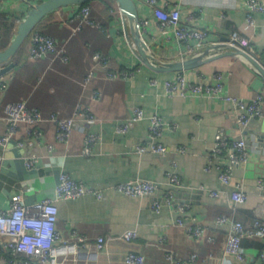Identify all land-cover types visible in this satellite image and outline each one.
I'll list each match as a JSON object with an SVG mask.
<instances>
[{"label": "crops", "instance_id": "obj_1", "mask_svg": "<svg viewBox=\"0 0 264 264\" xmlns=\"http://www.w3.org/2000/svg\"><path fill=\"white\" fill-rule=\"evenodd\" d=\"M42 1L7 0L5 8L0 9V51L10 45L27 12ZM135 1L141 20L149 21L143 35L156 58L163 62H178L194 56L213 59L188 70L156 72L131 51L121 16L103 23L106 32L88 26L73 36L70 30L74 26L64 22L72 11L70 7L48 15L43 21L46 34L61 42L69 41L66 48L71 65L49 68L65 81L61 83L57 75L45 76L49 61L28 60L25 66L7 74L12 79L17 71L24 80L16 84L18 90L12 89L10 83L0 98V134L6 132L5 104L19 100H26L45 116L62 117L72 116L82 103L91 107L97 121L78 126L68 145L56 140L55 128L47 122L42 125L44 136L30 148H18L14 142L8 149L0 146V206H8V198L18 192L25 193L30 202L53 197L59 175L65 172L100 194L57 202L58 227L65 236L70 237L71 230L75 229L93 239L104 236L110 240L100 253L98 264H125L129 251L144 254L148 264H170L166 258L169 253L181 260L199 254V259L190 264H261L264 244L259 239L244 242L245 263H238L233 256L225 254L229 227L218 225L216 220L228 214L251 226L256 210L264 202V188L258 183L264 180V115L244 128L239 123L238 106L223 98L231 95L250 102L257 94L264 95V80L242 57L231 55L228 48H213L212 42L225 44L238 32L250 40L259 58L264 57V13H255L256 24L252 25L248 21L249 0H171L173 5L180 4L185 23L210 32V42L203 49L185 55V44L174 36L163 35L153 9L143 0ZM165 1L160 0L162 5ZM115 6L119 5L115 2ZM95 52L110 56L112 70H134L133 76L126 80L99 79L94 83L90 88L102 92L99 101H92L91 89L83 85L94 66ZM178 73H183L188 82L202 85H216L221 75L222 90L219 95L170 96L166 82ZM34 81V90L30 92ZM19 91L25 94H18ZM136 107L143 108L147 116L159 114L166 120L163 138L166 154L140 152L150 142L148 119L127 133L117 132ZM89 132L101 138L93 145L91 154H86L85 137ZM220 134L227 140L245 138L250 153L248 162L236 165L233 185L227 187L220 184L219 176L221 168L229 162L228 157L213 156ZM20 137H26L23 128ZM27 153L38 156L32 169L26 165ZM175 173L181 176L183 184L172 188L169 177ZM138 178L159 182V192L153 196L130 197L117 191L119 184ZM236 184L244 186L248 199L233 211L232 194ZM210 189L225 193L213 197L209 195ZM169 190L174 192L177 202L191 206L189 215L209 227L213 241L200 242L189 237L184 228L176 225L178 214L173 208L164 205L160 213L153 209V201L162 202ZM130 229H137L139 236L126 242L122 236ZM160 236H166L164 243L160 242Z\"/></svg>", "mask_w": 264, "mask_h": 264}, {"label": "built area", "instance_id": "obj_2", "mask_svg": "<svg viewBox=\"0 0 264 264\" xmlns=\"http://www.w3.org/2000/svg\"><path fill=\"white\" fill-rule=\"evenodd\" d=\"M144 3L153 9L160 29L164 36L171 38L174 36L179 42L185 44V55H192L203 49L210 41V32L207 29H198L185 23L182 18L180 4L173 5L171 0H166L161 4L160 0H143ZM7 0H0V9L5 8ZM248 21L255 25V13H264V2L249 0ZM69 17L64 20L65 24L73 27V32L78 33L85 26L96 28L106 32L104 24L97 20L89 5L71 6ZM119 14L121 15L118 6ZM149 25V21H142L141 30ZM125 31V30H124ZM131 51L135 54L136 46L134 42L126 38ZM232 48H238L249 54L256 55L257 50L250 40L238 32H234L229 41L226 42ZM220 42H212L217 46ZM28 56L31 60H41L50 58L52 60H62L69 62L70 56L65 43L58 39L34 30L29 37ZM136 55V54H135ZM257 56V55H256ZM258 57V56H257ZM94 66L88 71L83 81L84 87L91 89L99 79L105 81H115L129 79L133 76L134 70H112L109 68L110 56L103 52H95L93 57ZM264 65V57L259 58ZM3 65H0V68ZM218 76L216 85H202L188 82L183 73L171 77L166 82V88L170 96L196 95H219L222 90ZM11 78L8 75L0 77V98L8 90ZM90 98L92 101H99L102 98L100 89H91ZM224 99L234 102L239 110V123L245 128L250 123L264 115V95L257 94L250 102L239 97L225 95ZM4 120L6 121V132L0 134V146L8 149L12 142L16 147L28 149L36 141L44 136L42 125L50 123L55 128L56 140L61 144L68 145L75 129L81 124H90L97 121L92 113L91 107L85 104H78L75 112L70 117H62L58 114H45L38 108L28 104L26 100H19L6 103L4 106ZM148 119L150 142L140 148L141 153L151 151L157 154H166L167 148L163 143L165 137L166 120L159 114L147 116L145 110L136 107L133 114L117 128V132L124 134L132 129L139 122ZM26 132V137H20L21 129ZM172 129L173 126H170ZM101 136L95 132H89L85 137V153L91 154L93 145L100 140ZM52 150V147L49 146ZM249 148L245 138L227 140L222 134L217 138L213 156L225 155L228 157V164L221 168L219 180L224 187L233 185V176L236 165L239 162L246 163L249 160ZM26 165L29 169L35 167L38 156L26 154ZM170 184L172 188L182 186V179L178 173L170 174ZM259 187L264 188V180L258 181ZM160 183L154 180L135 179L116 186L117 191L130 197L153 196L159 192ZM53 197H46L41 200L30 202L23 192L11 195L8 206H0V264H98L100 253L106 249L109 239L100 236L93 239L77 230H71V236L67 237L58 227L59 200L78 199L87 194L100 195L93 189L88 188L84 183L73 179L68 173L59 175L58 183L54 190ZM209 195L221 197L225 191L208 190ZM248 199V194L242 184H236L232 194L234 202L232 207L236 211L237 205L244 204ZM173 208L178 214L176 225L186 230L189 237L195 241L214 240L208 226H205L195 217L189 214L191 206L177 202L172 190L165 192L163 201L154 200L153 209L160 213L163 206ZM216 223L228 226L229 232L224 242V252L233 256L238 263L247 261V252L244 246L246 239H259L264 242V202L256 210L255 220L251 226L246 225L237 218L228 214H223L217 218ZM139 236L137 229H130L122 236L126 242H132ZM166 236H160V242L164 243ZM167 261L170 264H190L199 259V254H192L188 259L181 260L172 253L167 254ZM125 264H148L144 254L136 251H129L124 259ZM260 262L264 264V250L260 252Z\"/></svg>", "mask_w": 264, "mask_h": 264}, {"label": "water", "instance_id": "obj_3", "mask_svg": "<svg viewBox=\"0 0 264 264\" xmlns=\"http://www.w3.org/2000/svg\"><path fill=\"white\" fill-rule=\"evenodd\" d=\"M93 0H43L34 5L28 12L26 17L19 23L16 34L10 45L0 51V77H4L16 68V63L13 61L17 53L23 48L32 32L36 29L39 23L48 15L62 8L71 6L84 5ZM120 8L122 18L124 20L125 34L128 40L134 42L136 46L135 54L141 62L148 68L156 72H175L183 71L198 67L210 59H204L203 56H194L178 62H163L156 58L150 52L142 30L139 9L135 0H114ZM213 48L221 49L228 48L231 50V55L242 57L251 64L259 76L264 80V65L259 61L256 55L249 54L246 51L238 48H232L227 43H221Z\"/></svg>", "mask_w": 264, "mask_h": 264}, {"label": "trees", "instance_id": "obj_4", "mask_svg": "<svg viewBox=\"0 0 264 264\" xmlns=\"http://www.w3.org/2000/svg\"><path fill=\"white\" fill-rule=\"evenodd\" d=\"M86 5H89L90 7H91V9H92V14H93V16L97 19V20H99V21H101L102 23H105V24H108L109 22H111V21H114L118 16H120V14H119V10H118V8L115 6V2H114V0H93V1H91V2H89V3H86ZM44 20H42L40 23H39V25L36 27V29L35 30H37V31H41V32H43V33H46V31H45V28H43V22ZM86 27H88V26H85L84 28H86ZM90 27V26H89ZM71 34L73 35V36H77V33H74L73 31H72V28H71ZM80 32H78V34H79ZM29 42V39L27 40V42L25 43V45L23 46V48L17 53V55L14 57V59H13V61L16 63V67H22V66H25L27 63V61L29 60L30 62H32L31 60H30V58H28L29 56H28V52H26V44ZM62 43L64 44L65 42H63L62 41ZM68 43H69V41H68ZM68 43H65V45L67 46V44ZM68 47V46H67ZM50 58H47V59H41V60H33V61H36V62H38V61H49V66H47L46 68H45V71H46V73H45V76L48 78V77H50V76H56L58 79H59V81L62 83V82H64L65 81V79L62 77V76H60V75H58V74H56V73H54V71L52 70V69H49V68H51V67H53L54 65H58V66H60V67H62V66H68L69 64H70V62L72 61V59H71V61H69V62H63L62 60H57V61H55L54 60V62H51L50 60H49ZM53 65V66H52ZM71 65V64H70ZM69 65V66H70ZM29 66V65H28ZM28 66L26 67V68H28ZM55 67H53V69H54ZM16 69V68H15ZM14 69V70H15ZM62 69H64V68H62ZM56 70V69H55ZM36 78H37V76H36ZM43 78V77H42ZM46 79V78H45ZM12 80V82L10 81V83H11V86H12V89L13 88H15V89H17L18 90V88L16 87V84H18V82H23V80H24V78L21 76V75H19L18 74V72L16 71L15 73H14V75H13V78L11 79ZM43 80V79H42ZM41 80V81H42ZM64 80V81H63ZM38 84H40V85H42V83H39L38 82ZM38 84H36V86H38ZM44 84V83H43ZM31 85H33V88H31V90H30V92L32 91V90H34V85H35V81L33 82V83H31ZM31 87V86H30ZM42 87V86H41ZM40 87V88H41ZM23 88V87H22ZM26 88H28V87H26ZM14 89V90H15ZM19 89H20V87H19ZM24 90H26V89H24ZM16 91V90H15ZM35 92H36V90H35ZM18 94H25L24 92H21V91H19L18 92ZM29 95V94H28ZM27 95V96H28ZM246 240H254V239H246ZM246 240H244V242L246 241ZM263 244H264V242H263ZM264 250V245H263V248H262V250L261 251H263Z\"/></svg>", "mask_w": 264, "mask_h": 264}, {"label": "rangeland", "instance_id": "obj_5", "mask_svg": "<svg viewBox=\"0 0 264 264\" xmlns=\"http://www.w3.org/2000/svg\"><path fill=\"white\" fill-rule=\"evenodd\" d=\"M28 47V44H26V48ZM29 58V57H28ZM31 60V59H30Z\"/></svg>", "mask_w": 264, "mask_h": 264}]
</instances>
